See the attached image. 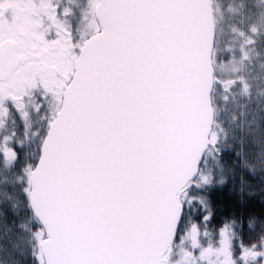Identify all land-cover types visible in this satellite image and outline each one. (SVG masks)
Wrapping results in <instances>:
<instances>
[{"label": "water", "instance_id": "1", "mask_svg": "<svg viewBox=\"0 0 264 264\" xmlns=\"http://www.w3.org/2000/svg\"><path fill=\"white\" fill-rule=\"evenodd\" d=\"M32 171L45 264H163L216 112L213 0H100Z\"/></svg>", "mask_w": 264, "mask_h": 264}, {"label": "flooded vegetation", "instance_id": "2", "mask_svg": "<svg viewBox=\"0 0 264 264\" xmlns=\"http://www.w3.org/2000/svg\"><path fill=\"white\" fill-rule=\"evenodd\" d=\"M99 1L0 0V182L7 180V187L14 186L15 191L22 190L21 182L30 181L31 166L41 157L84 43L101 30L96 13ZM261 9L264 12V5ZM63 59L70 61V70L61 63ZM48 74L55 78L52 89L45 83ZM254 98L264 131V108L259 107L264 95L256 93ZM211 149L217 151L215 144ZM258 163L264 171V158ZM186 194L188 189L180 197L183 203ZM21 199L29 203V192L22 191ZM14 205L0 200V221L2 210ZM172 252L173 245L167 264Z\"/></svg>", "mask_w": 264, "mask_h": 264}, {"label": "rangeland", "instance_id": "3", "mask_svg": "<svg viewBox=\"0 0 264 264\" xmlns=\"http://www.w3.org/2000/svg\"><path fill=\"white\" fill-rule=\"evenodd\" d=\"M213 2L217 44L225 45L227 51L236 53V57L218 72L220 85H216L213 97L216 118L211 140L220 148L235 145L245 153L248 162L259 165V160L264 158V131L262 117L254 108V96L256 93L264 95V77L260 76L264 72V62L261 61L264 58V12L261 9L264 0ZM61 63L70 70V61L63 59ZM45 83L52 89L55 78L48 74ZM259 107L264 108V104L260 103ZM212 151L207 153L195 180V189L183 196L184 202L191 204L193 200L199 201L200 195L196 194L198 189L220 181L222 173L217 168ZM21 184H24L22 190L15 191L14 186L7 187V180L0 182V200L3 203L14 202V207L20 206L24 210L26 203L24 205L22 202L21 193L30 192V181L27 179ZM26 234L0 221V264H44L41 251L44 233L29 238L25 237ZM178 252V261L168 264H235L231 235L227 228L212 233L197 224L189 225ZM243 255L245 261L264 264V249L253 247Z\"/></svg>", "mask_w": 264, "mask_h": 264}, {"label": "trees", "instance_id": "4", "mask_svg": "<svg viewBox=\"0 0 264 264\" xmlns=\"http://www.w3.org/2000/svg\"><path fill=\"white\" fill-rule=\"evenodd\" d=\"M235 57V52L217 44L213 56L216 85H220L218 72L221 67L234 61ZM216 148L217 151H212V154L222 173L221 179L197 190L196 194L200 195L201 200H193L191 204L185 202L184 220L170 258L172 263L178 261L177 252L183 245L185 229L193 224L205 227L212 233L227 228L231 235L235 264H252L244 260V252L253 247L264 249V171L248 162L245 153L235 145ZM35 166L32 164L31 169ZM194 189L191 187L188 192ZM25 206L21 213H17L13 207L4 208L3 221L23 235H42L43 226L34 216L29 203ZM259 259L263 260L262 257Z\"/></svg>", "mask_w": 264, "mask_h": 264}]
</instances>
